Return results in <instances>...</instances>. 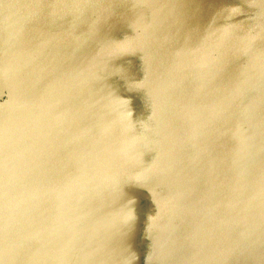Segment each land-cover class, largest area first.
Segmentation results:
<instances>
[{"label": "water", "instance_id": "1", "mask_svg": "<svg viewBox=\"0 0 264 264\" xmlns=\"http://www.w3.org/2000/svg\"><path fill=\"white\" fill-rule=\"evenodd\" d=\"M0 264H264V0H0Z\"/></svg>", "mask_w": 264, "mask_h": 264}, {"label": "rangeland", "instance_id": "2", "mask_svg": "<svg viewBox=\"0 0 264 264\" xmlns=\"http://www.w3.org/2000/svg\"><path fill=\"white\" fill-rule=\"evenodd\" d=\"M146 72L148 74L147 70ZM144 76H146L145 73ZM143 87H146V84H143ZM134 100L140 102L137 97ZM150 109L152 112V105H150ZM140 124L143 129L142 118H140ZM193 147L192 140H187L186 137L184 139L181 138V140L173 141L172 147L168 153V160L169 164L172 166V171L175 174V179L169 181L166 179L152 178L146 182L148 190L151 192V196H154L155 201L159 204V207H161V211H163V208H170V210H173L174 208H177V206H180V204L184 205L187 200L186 196L199 195L198 189H201V186L196 183L193 178H189L188 175L183 173L184 171L189 170L188 168L191 162L190 159L192 157ZM148 151L153 152V148L148 146ZM174 214L175 213L171 215L163 214V220L166 219L167 221L166 224L169 223V220L171 222L174 219ZM162 229L163 228L160 225H157L156 232L160 234Z\"/></svg>", "mask_w": 264, "mask_h": 264}]
</instances>
